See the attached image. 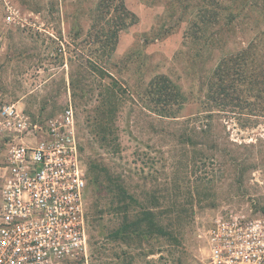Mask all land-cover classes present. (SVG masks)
Masks as SVG:
<instances>
[{
	"label": "rangeland",
	"instance_id": "374dc122",
	"mask_svg": "<svg viewBox=\"0 0 264 264\" xmlns=\"http://www.w3.org/2000/svg\"><path fill=\"white\" fill-rule=\"evenodd\" d=\"M214 37L220 47L207 46ZM252 43L264 56V0H0V110L15 103L43 124L70 104L86 179L90 161L103 163L137 199L133 214L145 201L172 225L170 236L117 240L120 215L95 214L107 209L105 193L87 181V264H207L216 217L264 218V117L214 110L205 118V95H196L224 55ZM112 83L120 95L109 146L88 118ZM170 86L182 102L176 118L160 113ZM15 142L0 134V202Z\"/></svg>",
	"mask_w": 264,
	"mask_h": 264
},
{
	"label": "built area",
	"instance_id": "2783aa9c",
	"mask_svg": "<svg viewBox=\"0 0 264 264\" xmlns=\"http://www.w3.org/2000/svg\"><path fill=\"white\" fill-rule=\"evenodd\" d=\"M4 133L16 142L1 177L0 264H87V179L73 107L39 124L4 105ZM206 234L207 264H264V218L218 216Z\"/></svg>",
	"mask_w": 264,
	"mask_h": 264
},
{
	"label": "trees",
	"instance_id": "16d2710c",
	"mask_svg": "<svg viewBox=\"0 0 264 264\" xmlns=\"http://www.w3.org/2000/svg\"><path fill=\"white\" fill-rule=\"evenodd\" d=\"M241 15L238 12L229 14L224 17L225 20L222 19L223 25L221 27L223 26L227 30V26H231L228 24L235 22ZM220 18V16H215L214 24H217L218 20H221ZM220 43L221 38L214 37L208 41L207 46L220 47ZM252 47L253 43L248 45L247 50H243L239 55H224L205 83L204 90L203 88L198 89L199 94H196L197 96H200L201 93L205 95L204 101L198 102L202 109L200 113H207L205 118H209L210 113L214 110L218 112L236 110L241 114L264 117V56L257 55L251 50ZM116 87L115 83L107 84L104 87L101 101L94 108L92 116L88 118L91 131L98 137L101 144L109 146L116 143L117 140V136L112 130L118 111V96L120 95ZM170 87L171 98L162 104L160 108L162 115H160L176 118L170 113L180 110L182 102L180 104V99H178L179 92L174 90L173 86ZM167 88L163 86L162 90L165 91ZM73 94L74 97L81 100L85 97L83 90L77 87ZM191 95L194 96L195 94L192 93ZM245 108L248 110L244 111ZM202 124L203 132L209 131L208 121L206 120ZM87 181L88 186L105 193L103 198L104 206L107 209L96 210L95 214L100 216L109 211L115 215H120L118 226L112 231L113 237L117 240L126 243L132 235H143L144 238L170 236L168 230L172 225L164 224V221L155 212L157 206H150L144 201L143 211L140 214H133L134 206L139 207L137 199L103 163L94 160L87 164ZM85 217L87 223L88 216L85 214Z\"/></svg>",
	"mask_w": 264,
	"mask_h": 264
}]
</instances>
